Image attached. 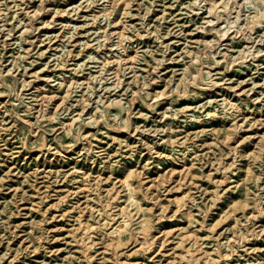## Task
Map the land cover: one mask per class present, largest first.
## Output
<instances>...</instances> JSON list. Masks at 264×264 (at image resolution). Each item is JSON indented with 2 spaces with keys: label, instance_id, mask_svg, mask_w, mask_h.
I'll use <instances>...</instances> for the list:
<instances>
[{
  "label": "rangeland",
  "instance_id": "1",
  "mask_svg": "<svg viewBox=\"0 0 264 264\" xmlns=\"http://www.w3.org/2000/svg\"><path fill=\"white\" fill-rule=\"evenodd\" d=\"M212 1L0 0V264H264V26L244 0L239 26L206 22ZM189 62L204 73L185 89ZM145 223L159 242L136 253Z\"/></svg>",
  "mask_w": 264,
  "mask_h": 264
},
{
  "label": "bare ground",
  "instance_id": "2",
  "mask_svg": "<svg viewBox=\"0 0 264 264\" xmlns=\"http://www.w3.org/2000/svg\"><path fill=\"white\" fill-rule=\"evenodd\" d=\"M121 1H123L124 3L127 4L129 0H121ZM244 1H246L247 3H250L252 5V8H253V10L251 12H249L247 14V16H246L247 17V22H246L247 23V26L248 27L251 26L252 28H255L257 26H264V0H244ZM241 4H242V2H241ZM239 6H240V4H239ZM207 7H208V12H209V15L208 16H211V17H209L206 20V22L216 23V22L222 20V21H224L227 24L226 26H233V23H235V25H238L239 26L240 23H238V22H239V20L241 18V11H240V9L233 10V8H235L236 6L235 5L231 6L230 0H220V1L213 0ZM219 7L222 8L220 11H218V8ZM232 11H235L236 12V14L234 15V19L231 18ZM107 14H108V11H107ZM224 15H227V17L224 16ZM229 29H230V27H226V29H225V31L223 33L224 36H228L229 35V33H228V30ZM116 32L122 38L123 32L121 30L116 31ZM168 33H169V31L166 32V34H168ZM119 45L121 47H123L120 42H119ZM171 46L172 45H169L168 48H171ZM136 55L137 54H131V52H128V50L126 48H124V52L122 54H120L118 56V58H116V59L114 58V60L116 61V64L118 65L117 71L115 70V73H114V76H116L117 79H119V73L118 72L122 68L123 69H124V67L125 68L126 67L127 68H130L132 66L131 63L136 58ZM235 60L236 59L233 58L231 61L234 62ZM106 65H107V63H106ZM248 66L249 65H247V67ZM202 73H204V72H202L201 70H199L197 68L196 64H194L192 62H189L185 66V68L183 69V74H182V76L180 78V81L182 83V86L185 89H187L188 84L190 82L196 83L198 81V79L201 78ZM206 73L208 75L211 74L210 71H207ZM216 84H219V83L216 82ZM163 98H165V97H162L161 99H163ZM158 100L159 99H157V101ZM170 102H172V100ZM113 103L114 104H117L119 106V109L120 110H122L124 108V106L121 104V100L120 99H116L115 101H113ZM262 114H264V113H262ZM75 118L73 117L72 120L69 121L67 124L68 125H71L72 122L75 120ZM231 121L232 122L230 123V125H229V127H228V129L226 131V139H227L228 143H230V144L236 143L237 141H239V138L237 137V134L240 132V129L243 126L242 123L239 124L238 120L235 119V118H232ZM127 125L130 126V119L129 118H128ZM121 133H123V132H121ZM186 139H188V138L185 137V139L183 141H181V142H185ZM46 146H47V139H46V137L43 136V138L38 143V145L36 146V148H34L31 152H34V154L37 156V158H39L41 156V154H42V151L46 148ZM233 149H234V154H237V152H239V150H238L237 147L234 148L233 145H231V150H233ZM217 164H218V166L216 167V169L217 170L222 169L223 171H221V172H224L225 169H228V167L230 168V166H233V164H234V158H233V161H231L227 166L225 165V164H227V162H224L223 164L221 162H218ZM175 172H176L175 170H172L171 173L169 172L170 173L169 177H172V175ZM228 178H229V176H226V175L223 174L222 175V179L219 180V182H221V185L223 186L222 187L223 188V191L217 189V190H215L212 193L213 200H214L215 203H216V200H218L220 197H223L224 194H226L227 192H229L233 188V186H234L233 183L230 184V185H227L228 183H225ZM152 184H149L147 186V188H150V186ZM174 189H175V187L174 186H170V185L165 187V190H168V191H171V190L173 191ZM190 189H191V187L189 186L187 188V190L184 189L182 191H174V192H172L170 194L171 196L169 198L170 202H172L175 206H177V208L183 207L184 205L187 204V201L188 200H193V196L190 193ZM157 196H158V193L154 197H157ZM230 210L233 211L234 210V206H231L229 208V211ZM122 213H123V215L119 219V221H120L119 224L114 229H112L109 232V234L111 236V240L116 241V243H120V241H121L120 230H128L129 229V227H128L129 226V223L131 222L130 215L126 211H123ZM78 228L79 229L82 228L85 231H88L89 230V233H92L93 232V229H91L90 226H83L82 223H79V227ZM136 240H137L136 243H135L136 244L135 245L136 248L134 249V251L136 253H142V252L145 253L149 249H152L155 246V244H157L159 242L158 235H156V233H153L152 230H151V228H150V226L146 225V223L144 225V229H143V233H142V236H141V240H139V238L137 236H136ZM185 240H187V238L185 236H182V237H180V240L178 241L180 243H183V246H184V249L182 250V253L180 254L181 255L180 258H184V257H187V256L191 258L195 254V251H197L200 247L199 246H195L193 243H191L187 247V244H184V241ZM233 240H234V242H236L235 239H233L231 237L229 238V242L230 243H232ZM232 246H234V245H232ZM87 248H88V246H86V245L85 246L84 245L82 246V249H87ZM233 250L236 251V249H233ZM188 261H190V259Z\"/></svg>",
  "mask_w": 264,
  "mask_h": 264
}]
</instances>
